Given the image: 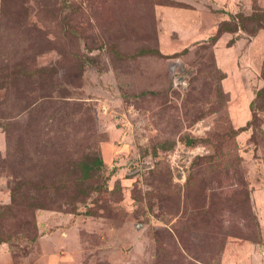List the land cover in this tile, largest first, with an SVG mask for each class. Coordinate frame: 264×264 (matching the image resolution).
I'll return each mask as SVG.
<instances>
[{
  "label": "rangeland",
  "instance_id": "rangeland-1",
  "mask_svg": "<svg viewBox=\"0 0 264 264\" xmlns=\"http://www.w3.org/2000/svg\"><path fill=\"white\" fill-rule=\"evenodd\" d=\"M255 13L0 0V264H264V30L210 42Z\"/></svg>",
  "mask_w": 264,
  "mask_h": 264
},
{
  "label": "trees",
  "instance_id": "trees-1",
  "mask_svg": "<svg viewBox=\"0 0 264 264\" xmlns=\"http://www.w3.org/2000/svg\"><path fill=\"white\" fill-rule=\"evenodd\" d=\"M237 20V21H236ZM240 21V22H239ZM252 22L253 23V28L248 31L245 27L244 24L245 22ZM238 24H237V23ZM241 23V24H240ZM238 29H241L245 32H249V34L254 35L256 31L258 30H264V15H258V13H255L253 16L250 17H243V16H233V24L230 22H222L219 24L215 36L211 39V43H214L216 40L220 38V36L225 33V32H230V33H235L237 32ZM187 49H184L180 54L186 53ZM161 57H165L161 55V53H158ZM175 55V54H174ZM264 66V62H263ZM264 75V72H262V77ZM264 79V77H263ZM264 81V80H263ZM255 104V106H254ZM253 107L255 110H260L264 107V87L259 89L255 95V101L251 102L250 105V110L252 111V119L251 121L248 122V125L255 124L257 115L256 112L253 111ZM248 126V127H249ZM247 126L244 128L239 129V131H245L248 128ZM237 132V131H236ZM103 166V161L100 157L94 156L91 161L85 162L84 164L81 165L80 170H81V175L77 178V180H84L88 179L90 177V172L94 171L95 174L101 170ZM14 197H12V202L14 203L13 200ZM38 209H42V207H38ZM5 241L0 238V244L4 243Z\"/></svg>",
  "mask_w": 264,
  "mask_h": 264
},
{
  "label": "crops",
  "instance_id": "crops-1",
  "mask_svg": "<svg viewBox=\"0 0 264 264\" xmlns=\"http://www.w3.org/2000/svg\"><path fill=\"white\" fill-rule=\"evenodd\" d=\"M170 1H179V2H187V1H200V2H204V0H170Z\"/></svg>",
  "mask_w": 264,
  "mask_h": 264
}]
</instances>
